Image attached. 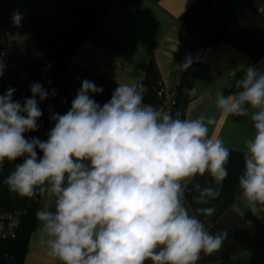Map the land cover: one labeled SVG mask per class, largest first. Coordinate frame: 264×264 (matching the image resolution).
Returning <instances> with one entry per match:
<instances>
[{
	"label": "clouds",
	"instance_id": "9594fccd",
	"mask_svg": "<svg viewBox=\"0 0 264 264\" xmlns=\"http://www.w3.org/2000/svg\"><path fill=\"white\" fill-rule=\"evenodd\" d=\"M19 24L22 16L13 14ZM191 59L178 66H191ZM48 67H51L49 65ZM5 65L0 61V76ZM238 89L215 95L224 116L248 117L254 135L242 149L239 177L241 200L258 218L264 213V70L243 69ZM16 90L0 95V166L21 163L4 183L11 192L32 198L47 195L49 203L36 213L48 255L59 264H197L201 252L218 250L227 232L211 234L185 207V190L208 173L217 185L227 177L229 149L211 138L213 119L173 118L143 103L142 84H119L101 106L91 94L103 88L83 80L67 113L54 114L46 141L27 139L38 130L39 101L55 96L39 83L31 97L13 100ZM195 93V88L189 90ZM39 150L42 157L38 156ZM197 203L207 204L220 193L195 185ZM54 208V210H52ZM198 214L213 215L212 207Z\"/></svg>",
	"mask_w": 264,
	"mask_h": 264
},
{
	"label": "crops",
	"instance_id": "0c3cea01",
	"mask_svg": "<svg viewBox=\"0 0 264 264\" xmlns=\"http://www.w3.org/2000/svg\"><path fill=\"white\" fill-rule=\"evenodd\" d=\"M218 0H141L121 5L113 2L97 27L76 49L66 71L55 80V97L68 110L87 79L103 92L90 96L101 106L109 102L119 84H142L143 103H159V85L176 87L182 119L201 116L213 119L208 125L211 138H219L229 149L225 168L228 175L217 185L205 173L197 175L185 190V207L204 223L211 234L227 232L221 247L201 252L197 264H264V213L258 218L241 200L239 177L244 171L242 149L254 135L248 117L224 116L215 105V95L239 91L235 82L243 69L255 66L264 70V0H225L221 18L225 23L224 40L201 51L192 48L199 41L202 18ZM56 0H0V47L28 45L35 20L53 19ZM29 12L19 24L14 13ZM191 59V66H178ZM195 88V93L189 90ZM218 189L220 195L207 204L197 203L195 185ZM49 203L41 195L39 210ZM212 207L213 215L198 214V208ZM54 210V208L52 209ZM37 211V212H38ZM42 240L39 221L30 233L22 264H55ZM145 264H151L146 261Z\"/></svg>",
	"mask_w": 264,
	"mask_h": 264
},
{
	"label": "trees",
	"instance_id": "16d2710c",
	"mask_svg": "<svg viewBox=\"0 0 264 264\" xmlns=\"http://www.w3.org/2000/svg\"><path fill=\"white\" fill-rule=\"evenodd\" d=\"M224 1L218 0L209 12L213 13V20L206 27H199V41L192 48L201 51L206 47L215 46L224 40L225 23L221 18ZM116 2L121 5L140 3L141 0H56L58 10L53 19L35 20L30 42L27 45L34 53L28 60L27 70L30 83L21 80L15 73L9 76L0 86V95L7 89L14 88V101L21 104L31 97L30 85L39 83L50 93L55 88L56 78L63 74L78 46L88 38L99 24L108 7ZM51 65V67H48ZM42 116L38 119V130L25 133L27 139L38 137L46 141L48 133L54 127L55 121L49 120L44 112V107L51 104L56 113H67L68 107L61 104L55 96H49L44 101H39ZM182 108V107H181ZM38 156L42 153L37 150ZM5 161L0 166V207L5 209H22L17 234L14 238L0 242V264H22L27 250V241L30 233L36 227V213L40 206L41 195L37 193L32 198L21 197L11 192L4 183L7 176L14 170L17 163Z\"/></svg>",
	"mask_w": 264,
	"mask_h": 264
},
{
	"label": "built area",
	"instance_id": "2783aa9c",
	"mask_svg": "<svg viewBox=\"0 0 264 264\" xmlns=\"http://www.w3.org/2000/svg\"><path fill=\"white\" fill-rule=\"evenodd\" d=\"M20 14L22 18L30 15L29 12ZM33 56V51L27 45H22L14 49L9 44L3 43L0 47V61H3L5 70L3 75L0 76V86L5 79L14 73L24 82L30 83L27 63ZM53 90H55V88ZM158 92L159 103L155 108L169 113L174 119H182L183 111L179 105L178 89L176 87H163L159 85ZM44 112L49 120H52L51 117L56 114L51 104H47L44 107ZM23 215L24 210L22 209H5L0 207V242L12 239L16 236ZM55 264H59V262L56 261Z\"/></svg>",
	"mask_w": 264,
	"mask_h": 264
},
{
	"label": "water",
	"instance_id": "95a60500",
	"mask_svg": "<svg viewBox=\"0 0 264 264\" xmlns=\"http://www.w3.org/2000/svg\"><path fill=\"white\" fill-rule=\"evenodd\" d=\"M212 20H213V13L212 12H208L202 18V20L200 22V26L201 27H206Z\"/></svg>",
	"mask_w": 264,
	"mask_h": 264
}]
</instances>
